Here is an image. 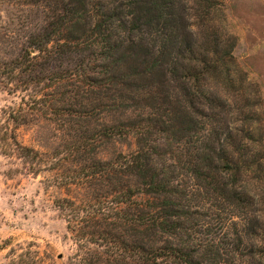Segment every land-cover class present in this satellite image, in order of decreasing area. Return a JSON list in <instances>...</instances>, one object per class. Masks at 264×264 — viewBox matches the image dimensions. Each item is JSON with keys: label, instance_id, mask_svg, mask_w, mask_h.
<instances>
[{"label": "rangeland", "instance_id": "374dc122", "mask_svg": "<svg viewBox=\"0 0 264 264\" xmlns=\"http://www.w3.org/2000/svg\"><path fill=\"white\" fill-rule=\"evenodd\" d=\"M11 1L21 0H0L2 26H9L17 8ZM183 1L194 8L185 11L190 21L199 24L194 2ZM217 2L206 26L194 24L196 33L208 27L207 38L182 62L188 65L190 57L203 54L219 59L234 44L229 76L205 74L190 88L181 67L166 79L156 70L140 74L136 86L108 84L101 71L97 82L65 78L52 90L51 103L59 110L26 108L22 123L9 113L24 93L0 86V264H135L96 236L124 239L133 249L142 243L178 245L202 264H229L231 258L235 264H264V258L249 257L264 246V0ZM75 52L60 65L78 64L84 54ZM108 124L115 126L111 136ZM25 148L35 154L23 156ZM211 149L239 151L236 188L245 206L215 194L201 179ZM141 150L183 209L173 219L176 230L168 228L167 235L142 236L135 226L110 221V215L129 211L111 210L116 198L110 189L123 184L135 189L134 179L101 168L91 172L99 161L112 164L119 153ZM131 195L142 203L152 200L144 193ZM63 199L73 205L60 208L57 201ZM100 206L109 216L95 213ZM87 239L93 244L81 248ZM164 261L157 264H174Z\"/></svg>", "mask_w": 264, "mask_h": 264}, {"label": "trees", "instance_id": "16d2710c", "mask_svg": "<svg viewBox=\"0 0 264 264\" xmlns=\"http://www.w3.org/2000/svg\"><path fill=\"white\" fill-rule=\"evenodd\" d=\"M11 2L17 8L9 17V26L0 25V86L7 87L10 93L14 90L24 93L19 105L10 108L12 111L9 114L15 123L23 122L21 113L26 108L41 112L44 109L59 110L51 103L52 90L65 78L82 77L97 82L100 80L98 73L101 71L107 75L105 80L108 84L112 82L114 85H119L121 82L120 85L136 86V77L140 74L146 75L156 70L165 77L168 72L176 73L181 67L184 85L187 83L190 88L205 74L212 76L230 74L234 44L227 46L225 55L219 56V59L214 60L212 54H203L201 59L190 57L188 65L182 62L187 59L186 54L196 51L198 42L207 38L208 27H204L205 30H200L199 33L193 28L195 25L199 27L200 24L206 26L205 20L209 19L207 17L209 10H216L217 0H192L198 10L193 16L199 19V24L190 21L191 14L185 11L194 8L186 7L183 0ZM200 10L203 13L199 12ZM76 50H79L78 54H84L83 58L78 64L66 63L62 67L60 65L62 60L68 58L71 53L76 54ZM169 65L170 70H168ZM130 66L133 68L127 73ZM124 68L126 72L122 74ZM91 70L95 72L90 73ZM171 75L169 74V77ZM33 88L38 90L33 91ZM65 108L69 109V107ZM127 124L125 130L131 132L133 125ZM114 129V125H107L109 136ZM247 136L250 137L252 134L247 132ZM261 142L259 141V147ZM23 150V156L35 154L32 149ZM211 152L213 155H210L208 172L201 179L215 194L227 195L226 197L231 198L233 202L245 206V201L236 188L237 174L240 172L237 166L239 151L225 149L221 154H217L211 149ZM91 167L94 168L91 171L93 173H97L101 168L100 171L118 172L126 178L131 176L134 179L132 180L135 182V189L124 184L125 189L124 187L120 189V186L110 189L113 198H116L111 210L120 211L124 207L129 208L123 216L115 213L110 215V221L114 224L116 220H121V227L129 229L135 226L142 236H148L149 233L153 236L155 234L162 236L168 234V228L176 230L177 224L173 219L179 218L183 209L173 199L175 197L168 187V181L150 164L145 150L129 155L119 153L112 164L99 161L97 166L91 165ZM131 192L144 193L152 200L148 199L144 203L136 201ZM103 201L104 199L100 201L101 204ZM67 202L73 205L71 201ZM67 202L64 199L57 201L62 209ZM88 205L89 208L92 203ZM102 209L103 207L100 206L95 213L103 218L109 216L110 213H105ZM130 210H133V213ZM112 239L114 241L104 236H96V240L123 252L124 260L131 259L135 264L138 261L143 264H157L158 260H171L174 264H202L191 252L178 245L153 247L142 243L134 246L133 249L125 245L124 239L116 237ZM91 244L93 242L87 239L80 247L87 248ZM93 249L97 250L94 247ZM254 256H258L259 259L264 258V246L251 251L249 257ZM228 260L233 262L229 264H235L233 258Z\"/></svg>", "mask_w": 264, "mask_h": 264}]
</instances>
